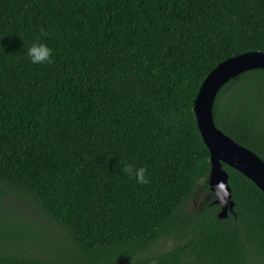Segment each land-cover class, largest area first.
I'll use <instances>...</instances> for the list:
<instances>
[{
  "label": "trees",
  "instance_id": "trees-1",
  "mask_svg": "<svg viewBox=\"0 0 264 264\" xmlns=\"http://www.w3.org/2000/svg\"><path fill=\"white\" fill-rule=\"evenodd\" d=\"M37 42L52 63L30 62ZM253 51L264 0H0V264H264V193L225 165L235 206L218 216L193 110ZM213 117L264 159V68Z\"/></svg>",
  "mask_w": 264,
  "mask_h": 264
},
{
  "label": "water",
  "instance_id": "water-1",
  "mask_svg": "<svg viewBox=\"0 0 264 264\" xmlns=\"http://www.w3.org/2000/svg\"><path fill=\"white\" fill-rule=\"evenodd\" d=\"M257 68H264L262 51L247 52L222 61L207 75L194 101L197 125L210 151L208 183L214 203L220 207V218L233 213L235 206L225 165L243 173L264 193V159L224 134L213 117L215 98L222 87L245 71Z\"/></svg>",
  "mask_w": 264,
  "mask_h": 264
},
{
  "label": "clouds",
  "instance_id": "clouds-1",
  "mask_svg": "<svg viewBox=\"0 0 264 264\" xmlns=\"http://www.w3.org/2000/svg\"><path fill=\"white\" fill-rule=\"evenodd\" d=\"M52 52L53 50L43 42L33 43L27 49V55L30 62L36 65L52 63ZM122 171L129 177H134L137 183H148L146 169L142 166L134 167L132 163H125Z\"/></svg>",
  "mask_w": 264,
  "mask_h": 264
},
{
  "label": "rangeland",
  "instance_id": "rangeland-1",
  "mask_svg": "<svg viewBox=\"0 0 264 264\" xmlns=\"http://www.w3.org/2000/svg\"><path fill=\"white\" fill-rule=\"evenodd\" d=\"M202 199H203L202 194H197V197H196V199H194V200L201 201ZM194 200H192V201L190 202V207H191V204H192V202H193ZM199 203H200V202H199ZM192 207H193V208H197L198 205H196V203H194ZM169 244H170V243L167 242V247L169 246Z\"/></svg>",
  "mask_w": 264,
  "mask_h": 264
}]
</instances>
